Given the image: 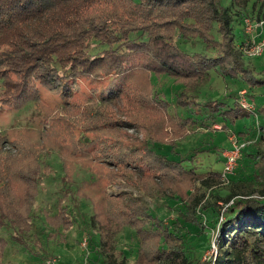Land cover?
<instances>
[{"label":"trees","instance_id":"trees-1","mask_svg":"<svg viewBox=\"0 0 264 264\" xmlns=\"http://www.w3.org/2000/svg\"><path fill=\"white\" fill-rule=\"evenodd\" d=\"M229 1L0 0V105L16 112L38 107L42 89L57 94L61 105L56 117L40 118L15 137L0 131V264H13L5 259L11 243L27 247L40 214L50 237L73 225L65 199L72 193L69 166L79 160L105 164L115 181L123 178L141 191L111 189L90 198L94 222L108 217L135 232L136 264H198L199 252L183 227L205 231L220 214L226 215L219 222L221 251L211 264H264V249L249 238L257 232L264 240V62L256 73L242 52L244 39L235 32L236 24L244 31L246 16L264 19V0ZM214 74L244 85V98L254 108L244 107L237 92L205 100L190 93ZM163 77L172 83L155 87L154 78ZM256 116L262 118L259 125L241 127ZM216 123L237 128L243 135L237 139L246 142L245 165H253L252 178L235 181L238 189L225 198L233 201L224 208L217 201L202 202L207 187L223 176L212 161L202 164L199 156L211 154L209 147L179 148L180 139L198 129L216 130ZM253 134L258 137L250 147L245 139ZM53 150L62 161L66 187L58 188L56 204L38 213L40 181L53 171L41 157ZM214 150L219 161L222 149ZM143 194L182 201L172 207L176 220L154 213ZM206 210L215 212L214 222L203 219ZM4 229L13 230V239ZM89 244L98 260L102 252L90 237ZM32 248L38 249L39 264L53 257L48 248ZM113 254L102 256L104 264H127Z\"/></svg>","mask_w":264,"mask_h":264},{"label":"rangeland","instance_id":"rangeland-1","mask_svg":"<svg viewBox=\"0 0 264 264\" xmlns=\"http://www.w3.org/2000/svg\"><path fill=\"white\" fill-rule=\"evenodd\" d=\"M224 1L227 4L230 3L229 0ZM253 1L254 0H251V4ZM247 11L248 8L246 12ZM235 30L238 34L237 37L244 39L241 48L243 54L245 55L244 57L246 62L253 66L256 73H261L260 69L262 62H264V54L261 55V57L249 56L248 51L254 43L253 36L249 35L246 29L243 31L242 24H236ZM261 33L264 34V31ZM242 34L244 36H242ZM262 39H264V36L257 37L256 41H260ZM199 47L201 46H197V48ZM154 81L155 87H164L166 84L172 83V80L168 77H163L159 80L154 78ZM246 91L247 89L245 86H242L236 79L214 74L210 81L197 86L191 90L190 93L198 100H205L211 94H227L230 92L234 94V92H237V95L235 96L240 102H245L243 106L248 109H252L254 108L253 104L244 99ZM42 97L43 102L40 106L37 107L36 104H31L26 106L23 110H21V112H16L14 108H7L0 105V131L8 133L12 138L13 136L15 137L20 134L25 127L37 125L39 123L38 119L40 118L48 120L51 116L56 117L59 112V110H56L57 106H61L58 105L60 103L59 96L46 89H42ZM248 121L241 126L245 130L248 128L251 129L250 125L252 123L254 127L255 125H259L262 118L260 119V116H256L253 120L251 119ZM215 128L216 130L198 129V131L180 139L179 148H181L182 151H186L187 149H191L195 146L202 147L204 145L205 147H209V151L212 152L211 154L207 155V152H204L203 157L201 154L199 156L202 158V164L206 165L213 162V166L215 168L223 170L225 166V162L223 163V161L224 159L226 160L225 152L227 149L232 147V142L234 140L233 136L236 135V138H239L243 135L236 132L235 129L237 128H234L233 126H229L228 129H224L220 123H216ZM128 130L133 132L139 138H145V135L135 128L129 127ZM244 136L249 135L245 134ZM257 137V134H253L252 138L244 139L247 141V145L254 147ZM252 141H254V143ZM220 148L222 149L221 154H217V156L222 157H220V160L218 161L216 159V153H214L213 150L215 149L214 151L216 152V150ZM5 149L12 154L16 151V149L11 148L9 144L5 146ZM241 153L242 150L237 159L234 171L229 174L233 175L234 178L232 179L231 176H222L221 180L208 186L206 189V195L202 200L203 203L217 201L219 205H223V208L226 207V205L231 203L233 199L230 202H226L225 198L230 193L238 189L235 181L241 177H247L249 179L252 178L253 165L248 161L247 162L249 164L245 165L246 160L244 158V154L242 153L241 155ZM41 159L43 161V165L49 163L53 171L49 174L52 176H47V179L42 178L40 181L39 195L34 204V211L38 213H41L43 209L50 207V204L57 203L60 191L58 188H63L64 186L60 177L63 174L62 161L60 160L57 151L53 150L48 155L42 156ZM243 165H245V167L239 169V167H243ZM70 169L71 171L69 173H72L70 178L73 183L71 185L72 193H67L65 201L75 218L73 225L68 229L60 228L61 235L53 238L49 236L51 228L41 217L42 214H40L39 218L42 220L37 222L34 231H32V234L28 236L29 239L27 247L23 244L16 243V245L11 243L8 247L9 253L5 257L6 261L12 260L13 264H39L34 255L38 253V249L34 250L32 248V246H37L38 248H48L49 250H52L51 253H53V257H48L46 260L48 264H104L102 256L107 253H114L113 257L118 258V260H122L125 257L127 264H136V253L139 241L135 232L129 227L121 228L112 218L108 217L103 219L100 218V223L94 222L92 218L93 204L90 198L93 196L99 197L104 190L110 191L111 189H114L115 191L131 190L138 194H141V191L123 178L119 181H115L114 172L102 163H86V161L79 160L75 162L74 165L71 164L69 166V170ZM111 182H113V184ZM78 187L80 190L79 193L77 191ZM76 191L77 194L74 197L73 194ZM81 193L88 195L89 198L85 195H80ZM143 197L154 213L160 215L165 220H176L177 210L173 208H177V205L181 204L182 201L173 197H167V199L159 201L144 194ZM214 213L215 212L211 210L204 211L202 213L203 219L205 220L208 216H210L214 222L217 218ZM220 215V221H224L226 219V215ZM219 222L217 224L210 222L205 231L202 230V232H199V227L191 226L190 224L187 225V227H183V232L185 231L184 233L188 236L189 241L194 243L195 249H197L196 251L199 252L200 260L198 264H211L221 251L217 240L221 231ZM4 233L13 239L12 229H4ZM89 237L95 241L98 249L103 254L98 257V260H93L94 258L92 259V257H94L95 249L93 253L90 251L91 247L89 244ZM258 237L257 232L249 233V238L255 241L256 245L264 249V240L259 239ZM224 248L226 247L224 246ZM141 264L148 263L142 262ZM168 264L180 263L168 262Z\"/></svg>","mask_w":264,"mask_h":264},{"label":"built area","instance_id":"built-area-1","mask_svg":"<svg viewBox=\"0 0 264 264\" xmlns=\"http://www.w3.org/2000/svg\"><path fill=\"white\" fill-rule=\"evenodd\" d=\"M244 28L249 35L253 36V45L250 47L248 53L249 56H261L264 54V39L256 41L257 37L264 36L262 31H264V19L258 20L250 16L244 18ZM254 29V30H253ZM253 30V31H252ZM245 99V98H244ZM247 101V100H246ZM244 104L245 102L242 101ZM234 140L232 142V147L227 149L225 152L226 160L225 166L223 168V177H227L231 172L234 171L237 159L240 156V152L245 147V141H239L236 136H233Z\"/></svg>","mask_w":264,"mask_h":264}]
</instances>
